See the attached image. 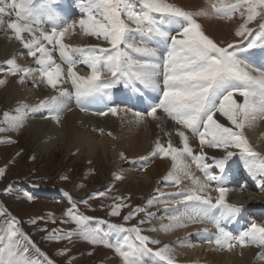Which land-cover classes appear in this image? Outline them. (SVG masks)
<instances>
[{"label": "snow or ice", "instance_id": "6c2138e0", "mask_svg": "<svg viewBox=\"0 0 264 264\" xmlns=\"http://www.w3.org/2000/svg\"><path fill=\"white\" fill-rule=\"evenodd\" d=\"M76 2L78 7L84 9L83 18L78 21L82 32L87 36L106 41L110 47L88 45L71 48L64 44L62 38L77 25L67 23L57 27L53 23L62 20V16L54 7L60 3V0H39L36 6H34V0H10V2L0 0V5H3L0 6V27L6 23L7 28L15 34V39L28 49V55L34 57L35 62L40 66L39 77L50 88L57 89L61 83H70L79 101L89 98L98 99L101 94L115 87L117 83H124L127 86L139 82L147 88L158 90L161 94L159 102L151 106L146 114L153 119H159L157 116L159 109L171 118L175 125L179 126L177 135L182 147H176L170 141L165 146L158 141L151 155H171L172 160L180 165L185 156H191L202 169L204 177L203 180L192 177L193 187L176 194L183 197V202H192L201 207L193 209L194 214L185 212L174 215L171 217L172 221L177 226H183L185 219L212 224L216 229L214 242L220 247L254 245L264 249V225L250 223L236 235L223 227V222L235 217L241 211V207L227 202L229 188L223 186L222 182L226 163L237 154L236 150H238L249 174L253 179L258 180L261 188H264V159H261L253 150L243 133L246 123L258 117L264 118V70L240 59L236 51L238 48L246 52L248 49H259L247 54L257 61H264V41L261 40V36L264 35V24L260 25V35H256L255 39H250L254 33L248 27V24L257 16L264 17V11H258L264 10V0H235V3L221 0L220 3L210 5L212 12L227 18L241 9L247 11L244 24L235 32V36L240 40L236 44L228 43L226 46L218 45L209 38L194 19V15H207V11L193 14L166 0H139L143 9L141 12L134 11L130 7L129 0H76ZM13 11L15 19H11ZM153 14H160L167 17L170 22L180 23L181 30L170 35L160 23L155 21ZM6 16L10 18L7 21ZM40 16L53 23L51 31L43 28ZM132 32L138 33L140 39L131 38ZM24 33H27L30 38L25 39ZM153 36L164 39L168 45L163 57H160L144 39V37ZM43 41L52 45L53 48L48 49ZM53 50L58 51L61 62L53 58ZM129 50L142 58L133 56ZM71 52L83 54L81 63L90 69V75L83 77L77 74L75 71L77 62L73 60ZM6 63L10 66V74H22L21 83L27 76L33 78L36 76L31 68L17 65L14 59H9ZM62 64L67 66L66 69L62 67ZM105 73L109 75V79L102 78ZM0 83L4 81L0 80ZM72 94L68 88H62L58 95L41 100L30 111L35 113L47 110L48 118L58 121L66 108V98ZM80 104L81 110H84L83 103ZM25 111L28 109L26 108ZM109 113L117 115L118 108L111 106L106 112L98 114L108 115ZM217 113L220 117L226 118L229 122L228 126L220 122ZM142 116L141 112L134 113L137 121ZM24 119V115L9 117L5 113V123H8L10 128L19 126ZM7 130L9 129L0 128V132ZM186 131L191 137L199 139V155H194ZM205 147L223 150L219 159L212 157L220 175L213 174L214 170L210 171L208 165L203 163L208 157ZM257 159H261L259 164L255 163ZM2 174L0 170V175ZM211 182H217L214 190L218 196L214 203L210 196L201 195L208 191ZM174 183L179 184L180 179L177 178ZM64 194L71 202L65 215L75 221L84 240L92 245L100 244L113 248L121 257L123 264H145L142 253L153 252V249L149 247L150 244H160L159 239H150L148 235L142 234L141 227L137 225L124 227L117 224L111 227L125 235L122 242L113 244L101 234L84 227L85 221L89 218L78 213L77 204H86L87 200L77 202L72 200L69 193ZM27 198L32 199L31 196ZM151 203L152 200H149L148 204ZM122 206L126 205H114L110 214L119 216ZM217 209L218 215L214 213ZM140 211L143 209L137 207L123 219L127 221ZM0 214L10 221L6 233L0 236V242H3L2 250H0V264H39L36 259L26 255L31 242L21 228L17 227L19 222L16 218L8 217L7 213ZM148 215L151 216V213ZM36 222L35 219L31 221L32 224ZM143 223L145 220L141 219L140 224ZM204 232L207 233L208 229H204ZM71 235V233H65L63 236L52 234L48 238L59 240ZM133 238L139 241V245L133 243ZM31 246L39 254V249L35 248V245ZM169 252V247L165 245L155 251L154 255L166 261V264H175L172 257L166 255ZM258 258L264 259V251L258 253ZM44 259L46 264H53V261L47 260L46 257Z\"/></svg>", "mask_w": 264, "mask_h": 264}, {"label": "rangeland", "instance_id": "374dc122", "mask_svg": "<svg viewBox=\"0 0 264 264\" xmlns=\"http://www.w3.org/2000/svg\"><path fill=\"white\" fill-rule=\"evenodd\" d=\"M200 1L201 4L197 6L187 7V6L179 5L174 0H166V2L174 3L175 5L181 7L185 11H189V12L193 11L192 12L193 14L201 11H207L208 15H194V19H196L197 23L201 25L202 31H204V33L208 35L209 38H212L214 42H217L218 45L226 46L228 43L236 44L237 41L240 40V38L236 37L235 35L233 36L235 40L232 42H228L232 38L231 36L233 34H229V37L227 36L225 38L222 36V38H219L217 40L211 37L207 33L204 26V24L208 19V18L205 19V17L209 16L214 20L215 23L225 21L230 26L229 29L232 28V30H235V29H239L240 26L244 24L247 18L246 9H241L233 13L230 18L221 17L220 15L212 12L210 9V5L212 3H220L221 0H200ZM224 2L235 3V0H224ZM129 3H130V7H132L134 11L141 12L143 10L142 5H140L139 3V0H129ZM38 4H39V0H34V6ZM54 7H56L57 11L62 16V20L56 23L57 27H59L61 24H67V23H75L77 25V27L72 29L70 32H67L65 36L62 38V42L64 44L67 43V45L70 46L71 48L86 47L87 44L98 45L101 47H110V45H108L107 42L103 41L102 39L91 37L93 39L92 41H90L83 36L84 33L78 27V21L79 19L83 18L82 14L84 9L77 6L76 0H60V3L54 5ZM258 11H264V10H258ZM241 13H243V15H241ZM153 16L155 18V21L157 23H160L163 29L169 34H171L172 32L171 30H174L175 31L174 34H176V32L181 28L180 23H177L175 21L170 22L167 17L161 16L160 14H153ZM6 18L7 17H5L6 21L10 19V18L6 19ZM39 18L42 22L43 28L51 31L53 25L50 24L49 21L45 19L43 16H40ZM11 19H15L14 11L12 12ZM261 24H264V17L261 16L259 17L257 16L255 20H253L251 23L248 24V27L252 29L254 33L253 36L259 35ZM131 27L134 28L135 25H131ZM235 32L236 31H234V33ZM130 35L131 38L135 40L140 39L138 33L132 32ZM253 36L250 37V39H253ZM0 37L1 40L5 41L8 44L9 42L11 43L16 40L15 34L10 29L7 28L6 23L4 26L0 27ZM29 38L30 37L28 35L27 39ZM159 38L160 37L158 36L144 37V39H146L149 45L153 47L156 50V52H158V55L160 57H163L167 49L165 50V47ZM43 43L49 49L53 48V46L48 44L46 41H43ZM23 50L26 53H24ZM129 52L131 53V50H129ZM12 53L13 52H11V54L7 56L6 59H4L5 61L4 67L0 66V75L10 74V66L6 63V61L9 59L16 58L15 54ZM18 53L20 52L18 51ZM131 54L133 56H136L137 58H142L139 57L138 54L135 53H131ZM20 55L23 61H21L20 63V60L19 61L15 60L17 62V65L20 64L19 66L21 67H26L31 69L33 68L32 69L33 72L36 73L35 78L31 76L25 77L24 80L28 81L26 83L29 84L25 83V88L21 86L22 90L28 91L27 98L28 97L30 98L32 96V91L38 92L37 90H41L42 97H39L37 99L38 101L37 105L41 100L50 99L51 93L47 88L48 85L43 81L41 77H39L38 70L40 66L36 62H32L33 60L32 58H30V61L27 59L29 58L28 49L24 48L23 46ZM17 57L19 56L17 55ZM72 58L74 61L77 62L75 71L77 72L78 75L83 77H87L88 75H90V69H88L87 66L81 63V61L84 58L81 52H72ZM239 58L244 61L247 60V58L242 56H239ZM262 62L263 61H258L257 63L261 64V67L264 68V66H262ZM17 75L21 76L22 74H17ZM10 76L13 75L10 74ZM102 78L109 79L110 77L107 73H105V75ZM18 80L20 81V77L19 79H17L16 81L17 83H19ZM67 88L69 92L73 93L72 98L71 99L68 98L67 101H70V103L74 104L73 106H76L77 104L74 103V101H76L77 99L74 95V90L72 89L70 83H68ZM160 95L161 94L158 90L147 88L144 85L140 84L139 82H136L134 84H128L127 86H125L124 83H117L115 87L111 88L106 93L101 94V96L98 99L96 98L101 103L100 108H95L94 106L89 107L84 104L83 107L86 108L85 112H94L98 114L100 112H103L104 111L103 109H107V105L109 104V107L115 106L118 108V113H117L118 115H122L127 111L129 112L127 114L130 113L134 114L135 112H141L143 113V116L141 118H146L148 117L146 114L147 111L151 108V106L159 102ZM29 98L27 99V103H31L32 101V99L29 100ZM102 99L105 100L102 101ZM86 101L89 100L87 99L82 102L84 103ZM129 101L133 102L134 106H136L137 108L136 109L132 108V106L129 105ZM27 103L25 104V102H22V107L20 108L16 100H14L10 104H6L5 99H0V128L9 129L7 131L0 132V170H2L3 172V174L0 175V213H7L8 217L16 218V220L19 222L17 227L21 228V230L25 233V235L28 238H30V240L32 241V242L30 241L31 245L33 244L36 245L41 250V253L43 252L54 263L107 264V262H110L108 264H123L121 257L115 252L113 248H109L100 244L92 245L86 240H84L83 236L80 234V229L78 225L75 223V221H73L70 217L65 215V213H67L69 207L71 206V202L65 197L64 194L65 192L69 193L72 200L74 201L79 202L85 199L87 200L86 204L85 203L77 204L78 213L89 218L88 220L85 221L84 227L89 231H94L101 234L103 237L110 240L113 244L117 243L118 241L122 242L123 235H125V233H120L116 231L111 227V225L117 224V225H122L124 227H131L133 225H137L141 227L142 234L148 235L150 239L160 238L159 239L160 244L149 245V247L153 249V252H151L152 253L151 256L155 257L154 255L155 251L167 245L170 249V252L169 254L166 253V255L167 254L170 255L173 260H176L179 257H187V256H189L190 258V260L183 262L174 261L175 264H187L188 262H189L188 264H197V262H200L201 259L200 257H202V254L198 256V252H200V250L197 251L200 245H201L200 246L201 249L207 246L210 247L216 255L218 254L220 256L222 254L224 255V253L228 251L226 250V247H220L215 244L214 240H211V238L214 239V234L216 232L215 227L212 224L206 222L200 224L197 222V220L193 221V220L185 219V221H183V225L185 223L186 227H184V229L189 228L191 232H194L192 233L193 235H200L199 237L203 238V240L201 239V243L200 242L195 243L194 241H192L193 243L186 242L185 236L189 237L188 236L189 234L181 235L178 234L179 231L175 232L172 235V237L169 239L168 238L161 239V237L158 236L159 235V233H157L158 230L159 229L161 230L165 225L163 224L164 222H162V220L158 221L160 216L164 212L169 211V213H171V216L181 215L185 212H190L189 210L183 208L185 202L178 200L179 197L181 196L176 195L177 193L181 192L182 188L184 190H189L188 188H184L183 186H181L182 184L185 183L183 179L180 180L179 184H176L174 183V181H176L177 178L175 179L174 177H172L173 175L171 174L172 172L168 173L167 171H165L166 175L163 174L166 177L163 178V175L159 173V175L155 177V180L152 179V183L149 185L143 183L144 180L140 178L141 175H144L143 171L146 170L150 166V164L155 161L156 158L159 160L169 159V161L168 160L167 161L168 163H170V159L172 160L170 155L169 156L157 155L154 156L156 157L155 159H152V155H148L147 158L146 156H144L142 159L145 162V164L139 165L141 166L139 167L136 166L137 163L135 164L134 161H130L129 159L130 157L127 151L116 150L115 146L113 145L109 146V150L111 149L115 153V156H117L115 157V163H111V162L107 163L106 161L103 162V158L99 159L101 157L100 154H96V155L93 154L92 156H90L88 155L87 151H83L81 150V148L78 149L76 146H70V149L67 150L65 149L64 146L61 147L60 143L58 146H56L55 144V146L52 148L50 152L44 154L39 147L41 144H43V140L40 139L37 140L36 138H34L33 134L28 133V127L23 126L27 120L24 119L22 123L15 128H10L9 124L5 123V113H7L9 117H15L21 114L25 116L24 112L26 113L25 109ZM14 106H16V108ZM78 108H80V105ZM17 109L20 111H18ZM158 111L163 113L162 110L158 109ZM39 113L41 115H46L45 116L46 118L43 119V117H41ZM33 114H35L37 119L41 121L50 120V118H48L49 114L45 110H41V112L39 111ZM261 122H263V124ZM249 123H246L245 127L243 128L244 136L247 139L248 143L253 148V150L259 154V157L261 159H264V121H261L260 118L257 121H255V123L262 124V126H257L254 131H249L248 128L250 127ZM106 136L107 135L101 136V138ZM191 138L193 139V137ZM47 139L48 141L46 143H49L50 137H47ZM98 139L100 140L99 137ZM197 140L199 141L198 138ZM169 141L173 144V141L171 139L167 140V143ZM167 143L165 144V146H167ZM153 144L156 143L153 142ZM114 145H117V142ZM127 147L128 145H126L125 148L127 149ZM206 150H211V149L208 148ZM236 151L237 154L231 157L227 161L223 172L224 177L227 178L233 177V182L234 181L239 182L238 184H233L230 186L229 201L227 202L235 206L241 207L242 213L241 214L238 213L232 219L223 222V227L224 226L231 227L230 230L233 235L237 234V230L239 228L237 220L240 217L241 219L244 218L250 220V217H253L254 212L255 213L260 212L261 216L259 217L258 215L257 217H259V219L262 220L264 218V188L259 187L257 191L255 190L253 178L244 166L245 163L244 159L240 156L238 150ZM261 159H257V161L261 162ZM96 161L102 162V164H98ZM184 161L186 162L182 163L181 165L182 167H190L194 165L195 169L200 168L196 163H193L191 161L188 162L187 160ZM205 162L207 163L208 167H211L210 171L214 170L213 174L219 175L218 174L219 169L214 168L215 162H211V161L208 162V159H206L204 163ZM109 163H111V165H109ZM191 163L192 165H190ZM130 165H132V168L133 166H135L136 168V169L133 168V170H131L136 173V174L135 173L132 174V176L135 175L132 177L133 180H131L128 177V174L125 171V168L126 169L131 168ZM161 167L166 169L168 167V164L167 167L166 164H164V167L163 166ZM188 171L190 170L188 169ZM187 174L191 175V177L188 176ZM187 174H185V176L188 177V179L189 178L192 179V177H197L203 180V172L194 171L193 173L188 172ZM224 177H222V179ZM243 181L246 184H248V188L245 190L240 189L241 188L240 185L243 183ZM133 182L138 183V185L131 186ZM216 186H217V182L215 183L211 182V184L209 185L210 187L209 189L212 190V193H216V191L213 190ZM129 187L132 188V192L129 191ZM239 189L241 190V192L238 191ZM100 193H103V195H99ZM203 194L204 193H201V195ZM236 195L245 197V199H243V203L239 204L238 202H236L235 199H233ZM28 196H31L32 199L29 200L27 198ZM149 200H152L151 204H148ZM214 202L215 200H213V203ZM186 203L190 204L192 202H186ZM246 203H248L249 205L246 206L245 205ZM116 204H121L126 206H122L120 208L119 216H112L110 213L112 207ZM244 206L246 207L243 209ZM137 207L142 208L143 211L136 212L133 216H131L129 220L125 221L123 217L127 216L129 212L133 211ZM191 207L189 208L192 209V212L190 213H193V207L198 208L200 207V205L193 204L191 205ZM172 212L175 214H173ZM149 213H151V216L148 215ZM214 213L218 215L219 210L218 209L214 210ZM243 213L246 214V218L245 216H243L244 215ZM33 219L37 221L36 224L31 223ZM141 219L145 220V223L140 224ZM9 222L10 221H8V219L4 215L0 214V236L6 233ZM262 224L264 225V222ZM204 229H208V232L205 233ZM110 230H113L116 233H118L119 238H114V239L110 238L109 236L112 234ZM240 231H242V229ZM65 233H71L72 235L69 236L68 238L59 239V240L48 238L52 234L63 236ZM154 234L156 236H154ZM112 235L111 237L117 236L116 234L115 235L112 234ZM133 243L139 245V241H135L134 238H133ZM184 243L185 244L187 243V245H185ZM189 244H190V248H189ZM196 244L197 245L200 244V245L195 247ZM31 245L28 247L26 255L30 256L32 259H36L39 262V264H46L45 259L40 254H38ZM174 245L177 247L180 246L176 248L177 250L175 251L176 254L175 252L172 251ZM213 245L216 246L214 247ZM2 247H3V242H0V250H2ZM182 247L185 248V250ZM246 247H249V245L244 247L245 250L248 249ZM177 252L179 253L177 254ZM192 254L193 256H191ZM176 255L177 257H175ZM151 256L148 255L143 256L142 254V259H144L145 264H148V262L151 261L150 260ZM239 256L240 254H238V257ZM203 257L206 259L205 254H203ZM155 258H156L155 260L157 261L160 260V258L158 257ZM193 258H195V260ZM107 259H109L110 261H108ZM146 259L148 260V262Z\"/></svg>", "mask_w": 264, "mask_h": 264}, {"label": "bare ground", "instance_id": "6f19581e", "mask_svg": "<svg viewBox=\"0 0 264 264\" xmlns=\"http://www.w3.org/2000/svg\"><path fill=\"white\" fill-rule=\"evenodd\" d=\"M174 1L176 3H178L179 5H181V6H187V7L188 6L193 7V6H197V5L201 4L200 0H174ZM9 2H10V0H9ZM209 15H211V14H209ZM8 18L9 17H7L6 19H8ZM206 18H208V19H207L206 23L204 24V26H205V29H206L207 33L211 37H213V38H215L217 40L219 38H222V36L225 38L227 36L229 37V34H233L231 36L232 38L228 42H232V41L235 40V38L233 37L235 35L234 31H237L238 29H235V30H232V28L229 29L230 26L225 21L224 22L215 23L214 20L212 18H210L209 16L208 17L206 16L205 19ZM49 23L52 24V25H53V23H55V25L57 26V24H56L57 22H55V21L53 23L49 21ZM171 31L172 32H171L170 35L175 33L174 30H171ZM83 36L86 39L90 40V41H92V39H93L90 36H87L85 34H83ZM24 37H25V39H27L28 38V34L24 33ZM254 37L255 36H253V39H254ZM161 42L163 43V45L165 47V50H166L167 47H168L167 43L162 38H161ZM66 45H67V43H66ZM22 46L23 45L18 40H15V41H13L11 43L9 42V44H8L5 41L1 40V37H0V66L4 67V65H5L4 59H6L7 56H9L11 54V52H13L12 54H15L16 58H14V60H17V61L20 60V63H21V61H23V59L20 57L21 56L20 54H21V51H22ZM87 46H88V44H87ZM18 51L20 53H18ZM23 52L26 53L24 50H23ZM53 52H54V53H52L53 54V58L57 62H61L60 58H59L58 51L57 50H53ZM70 54L72 56V52ZM17 55L19 57H17ZM37 55H39V53ZM28 57L29 58H27V59L29 61H30V58H32L33 59L32 62H35V58L34 57H31L29 55H28ZM12 58H13V56H12ZM255 61H256L255 58L249 56L245 62L253 64L256 68L262 70L263 67H260L261 64L255 63ZM18 65H20V64H18ZM262 66H264V64ZM62 67H64L66 69L67 66L62 64ZM19 77H20L19 75L10 76V74L9 75H0V80L3 79L2 81H4V83L0 84V99H5L6 100V104H10L14 100H16L18 106L21 108L22 107V102H25V104H26L27 103V99L29 98V97L27 98L28 91L27 90H22L21 86L25 88V83L28 82V81L24 80V82L21 83L18 80L19 83H17L16 81H17V79H19ZM29 79H30V77H29ZM26 84H29V83H26ZM67 85L68 84L61 83V84L58 85L57 89H51L49 86H47V88L50 91V93H51L50 95L52 97V96L58 95L60 89L67 88ZM44 87H46V86H44ZM37 91L38 92L32 91V96L29 98V100L32 99V101H31V103H27L26 108L28 109V111H26V113L24 112L25 120H27V121L24 123L23 126L24 127L25 126L28 127V133L33 134L34 138H36L37 140L38 139L43 140V144H41L39 147L43 151L44 154L50 152L52 150V148L55 146V144H56V146H58L59 143H60V146L61 147L64 146L65 149H67V150L70 149V146H76L78 149L81 148V150L87 151L88 155H90V156H92L93 154L94 155L100 154L101 157L99 156L100 157L99 159L103 158V162L106 161L107 163L108 162L115 163V157H117V156H115V153L111 149L109 150V146L113 145V146H115L116 150L127 151V153L129 154V157H130L129 158L130 161H134L135 164L137 163L136 166H139V165H144L145 164V162L143 161L142 158L144 156H146V158H147L148 155H151L152 152L155 150L156 144H153V142L157 143L159 141L160 143L165 145L167 143V140L171 139L173 141V145L174 146L182 147V145L179 142V137L177 135V129L179 128V126L175 125L174 121L169 119V117H167L166 114H164V113H162L160 111H157V116L159 117V119H153L152 117H150V118L146 117V118H140L138 121L134 117V114H132V113L127 114V113H129L128 111L126 113H123L122 115H118V114L117 115H112L111 113H109L108 115H98V114H96L94 112H85V109H86L85 107H83L84 110H81V104L80 103H83V102L79 101L77 98H76L77 100L74 101V103H76L77 105L73 106L74 105L73 103H70V101H67L68 98L69 99L72 98V95H70L65 100L66 108L62 112V114L60 115V118H59L58 121H54L51 118L48 121H41V120L37 119L35 114H33L30 111L31 108H33L34 106L37 105V103H38L37 99L39 97H42L41 96L42 95L41 90H37ZM88 100L89 101H86L83 104L87 105L89 107H91V106H94L95 108H100L101 107V103L96 98H89ZM104 100L105 99H102V101H104ZM241 100H242V98H241ZM135 102H137V101H135ZM79 105H80V108H78ZM129 105H131L132 108H134V109L137 108L136 106H134L133 102L129 101ZM14 107L16 108V106H14ZM108 107H109V104L107 105V109H108ZM129 108H130V106H129ZM107 109H103L104 110L103 112H106ZM21 111H22V109H21ZM45 111L47 112V110H45ZM40 116L43 117V119L46 118L45 117L46 115H41L40 114ZM217 117L219 118L220 122L225 123L226 126L229 125V122L226 120V118L220 117L219 113H217ZM259 118L261 119V121H264V118L258 117L257 119L251 121V123L248 122L249 125H250V127H248L249 131H254L257 126H262L263 122H261L262 124L255 123V121H257ZM186 134L189 135V143L193 147V151L195 152L194 155H199V151H198L199 141L197 140V138H193L192 139L190 133H188L187 131H186ZM105 135H107V136L101 138V136H105ZM47 137H50V140H49L50 142L49 143H46L48 141V139H49V138L47 139ZM98 137L100 138V140L98 139ZM116 142H117V145H114ZM126 145H128L127 149L125 148ZM206 149H208V148L205 147V149H204L208 153V157H207L208 162H210V161L211 162H215L212 159V156H215V157H217V159H219L222 156V154H223V150L222 149H215V148H209L211 150H206ZM153 157L154 156H152V159L156 158V157H154V158ZM167 160L169 161V159H167ZM167 160H163V159L159 160V159L156 158L155 161L152 162L150 164V166L146 170L143 171L144 175L140 176V178L144 180L143 183H146V184L149 185V184L152 183V179L155 180V177L158 176L159 173L162 174V175L163 174L166 175L165 171H167L168 173L172 172L171 173V174H173L172 177H174L175 179L176 178H179L180 180L183 179V181L185 183L182 184V185L180 184L181 186H183L184 188L191 189L193 187L192 179H190V178L188 179V177L185 176V173H188V172L193 173L194 171L203 172L201 168H196L195 169L194 165H192V163L190 164V165H192L190 167H182L180 164L177 165L171 159H170V163H168ZM184 160H187L188 162L191 161L193 163H196V161L193 160L191 156H185L184 159H183V162H186ZM163 162H165V163H163ZM97 163L98 164H102V162H99V161ZM111 163H109V165H111ZM203 163H204V161H203ZM164 164H166V167H167V164H168V167L166 169L161 167V166L164 167ZM118 166H120V165H118ZM130 166H131V168L130 169L129 168H127V169L125 168V171L127 172L128 177L131 180H133L132 177L135 176V175L132 176V174L135 173V172H133L131 170H133V168L134 169H136V168H135V166H133V168H132V165H130ZM139 167H141V166H139ZM208 168H209V170L211 169V167H208ZM181 169H183V170H181ZM188 169L190 171H188ZM164 175H163V178L166 177ZM188 176L191 177V175H188ZM222 182H223V186H226V187L229 188V192L227 193V196H226V200L229 201L230 186L233 185V184H238L239 182H236V181L233 182V177H228V178L224 177L222 179ZM133 185H138V183H134L133 182L131 184V186H133ZM243 186H247V184L244 181L240 185V187H243ZM258 187L259 186L257 185V188ZM169 188H167V189H169ZM209 188H208V191L205 192L203 195L210 196L212 198V200H215L216 197L218 196V193L217 192L216 193H212V190L209 189ZM129 191L132 192V188L129 187ZM181 191H187V190H184L182 188ZM233 199H235L236 202L241 204V203H243V199H245V197L236 195ZM178 200L179 201H183V197L182 196L179 197ZM193 204L194 203H190L189 204V203L185 202L183 208L186 209V210H189L190 212H192V209H189V208ZM245 205L248 206L249 204L246 203ZM246 206H244L243 209ZM261 206H263V205H261ZM167 208H169V207H167ZM193 209H195V208L193 207ZM173 214H175V213H173ZM258 215L260 217L261 213L260 212H258V213L254 212L253 217H255L254 218L255 220H252L251 221L252 223L259 224V222H257V220L259 219V217H257ZM171 217H172L171 213H169V211L168 212L166 211L160 216V218L158 220V221L162 220V222H164L163 224H165L164 227L161 230L159 229L158 232H157V233H159L158 236H160L161 239H167V238L169 239V238L172 237V235L175 232L179 231L178 234H181V235L189 234L188 235L189 237L185 236V241L186 242L193 243L192 241H194L195 243H197V242L201 243V239L203 240V238L199 237L200 235H193L192 233H194V232H191V230L189 228H185L184 229V227H186L185 223H184L183 226H177L172 221ZM245 218H246V215H245ZM242 220H243V222H242ZM245 220L246 219H244V218L241 219V217L237 220L239 228L243 227L241 225L245 222ZM263 220H264V218H263ZM197 222L200 223V224L204 223V222H200L198 220H197ZM249 222H250V220H249ZM169 225H171V227H169ZM160 226H162V225H160ZM207 226H208V224H207ZM157 233H156V235H157ZM156 235L154 234V236H156ZM193 237H194L195 240L193 239ZM206 237H208V236H206ZM211 240H214V239L211 238ZM202 243H203V241H202ZM185 245H187V243ZM198 245H200V244H198ZM198 245L196 244L195 247H197ZM174 246L172 248L173 252L177 251L176 248L180 247V246H178V247L177 246L174 247ZM200 246H199V249L197 251L200 250V252H198V256H200V254H202V257H200L201 258L200 262H197V264H199V263L200 264H264V259H259L258 258V253H260L261 251H264V249L259 248V247L254 246V245H249V247H246V248H248L246 250H245L244 247H240L239 245H236V246L230 248V250H229V248L227 249V247H226V250H228V251L226 253H224V255L222 254L221 256L218 255V254L216 255L213 252V250L210 247H208V246L204 247L202 249H201ZM182 248H181V250H182ZM189 248H190V244H189ZM183 249L185 250V248H183ZM214 249H216V248H214ZM178 253L179 252H177V254ZM232 253L235 254V255H233ZM42 254H43V252H42ZM142 254H143V256H145V255L151 256L152 255V253H148V252H143ZM175 254H176V252H175ZM203 254L206 255V259L203 257ZM238 254H240L239 257H238ZM179 256H181V255H179ZM191 256H193V254ZM175 257H177V255ZM155 259L156 258L154 256H151V259H150L151 261L148 262V260L147 259L146 260H147L148 264H166V261H162V260H158L157 261ZM193 259L195 260V258H193ZM240 259H243V260H240ZM107 260L110 261L109 259H107ZM188 260H190L189 256H187V257H179L178 259H176L174 261L183 262V261H188ZM197 260H199V259H197ZM108 263H110V262H107V264ZM53 264H55V263L53 262Z\"/></svg>", "mask_w": 264, "mask_h": 264}, {"label": "crops", "instance_id": "0c3cea01", "mask_svg": "<svg viewBox=\"0 0 264 264\" xmlns=\"http://www.w3.org/2000/svg\"><path fill=\"white\" fill-rule=\"evenodd\" d=\"M110 232L112 233V234H116L117 236H114V237H111V235H110V238H112V239H114V238H119V234L118 233H116L115 231H113V230H110ZM113 236V235H112ZM29 240H30V238H29ZM31 241V240H30ZM32 242V241H31ZM34 245V244H33ZM68 249H70V248H68ZM44 254V253H43ZM45 255V254H44ZM46 256V255H45ZM48 259H50L48 256H46ZM51 260V259H50ZM56 264V263H55Z\"/></svg>", "mask_w": 264, "mask_h": 264}, {"label": "water", "instance_id": "95a60500", "mask_svg": "<svg viewBox=\"0 0 264 264\" xmlns=\"http://www.w3.org/2000/svg\"><path fill=\"white\" fill-rule=\"evenodd\" d=\"M44 258H45V256L44 255H42ZM47 258V257H46ZM47 260H49L48 258H47Z\"/></svg>", "mask_w": 264, "mask_h": 264}]
</instances>
